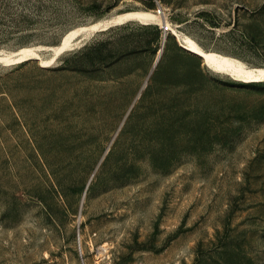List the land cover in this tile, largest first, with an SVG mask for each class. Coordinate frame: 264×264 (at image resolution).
I'll list each match as a JSON object with an SVG mask.
<instances>
[{
  "label": "rangeland",
  "instance_id": "374dc122",
  "mask_svg": "<svg viewBox=\"0 0 264 264\" xmlns=\"http://www.w3.org/2000/svg\"><path fill=\"white\" fill-rule=\"evenodd\" d=\"M157 7L264 69V0H0V50ZM36 54L0 64V264H264V82L154 23Z\"/></svg>",
  "mask_w": 264,
  "mask_h": 264
},
{
  "label": "bare ground",
  "instance_id": "6f19581e",
  "mask_svg": "<svg viewBox=\"0 0 264 264\" xmlns=\"http://www.w3.org/2000/svg\"><path fill=\"white\" fill-rule=\"evenodd\" d=\"M129 21L141 23L163 24V15L151 14L147 12H122L109 17L101 18L87 25L76 28L68 33L63 40L56 46H37L27 47L17 51L5 52L0 50V64H11L29 59H39L41 63H49V59H44L36 54L37 50L50 51L51 56L72 50L74 47L83 44L90 36L108 27L121 25ZM170 31L177 37L182 46L192 53L200 56L204 64L212 71L227 74L235 80L248 82H264V69H256L248 66L238 58L205 51L189 36L177 32L169 26ZM127 172V171H126ZM123 176V175H122ZM87 186V185H86ZM83 201V200H82Z\"/></svg>",
  "mask_w": 264,
  "mask_h": 264
},
{
  "label": "built area",
  "instance_id": "2783aa9c",
  "mask_svg": "<svg viewBox=\"0 0 264 264\" xmlns=\"http://www.w3.org/2000/svg\"><path fill=\"white\" fill-rule=\"evenodd\" d=\"M156 12L159 15H163V10H162L161 7H157ZM158 26H159V29H160L161 32H163L165 34L168 33V32H170L169 24L167 23L166 20L163 21V24H159Z\"/></svg>",
  "mask_w": 264,
  "mask_h": 264
},
{
  "label": "water",
  "instance_id": "95a60500",
  "mask_svg": "<svg viewBox=\"0 0 264 264\" xmlns=\"http://www.w3.org/2000/svg\"><path fill=\"white\" fill-rule=\"evenodd\" d=\"M160 55V54H159ZM158 58H159V56H158ZM158 58L156 59V61H158Z\"/></svg>",
  "mask_w": 264,
  "mask_h": 264
},
{
  "label": "trees",
  "instance_id": "16d2710c",
  "mask_svg": "<svg viewBox=\"0 0 264 264\" xmlns=\"http://www.w3.org/2000/svg\"><path fill=\"white\" fill-rule=\"evenodd\" d=\"M160 30V29H159ZM161 32V31H160ZM28 61V60H27Z\"/></svg>",
  "mask_w": 264,
  "mask_h": 264
}]
</instances>
